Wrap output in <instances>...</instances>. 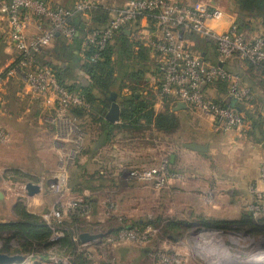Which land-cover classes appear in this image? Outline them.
<instances>
[{"label":"built area","instance_id":"built-area-1","mask_svg":"<svg viewBox=\"0 0 264 264\" xmlns=\"http://www.w3.org/2000/svg\"><path fill=\"white\" fill-rule=\"evenodd\" d=\"M100 1L79 0L71 10H67L52 7L44 0H0V12L9 25V45L18 52V58H21L18 66L4 69L0 73V78L19 77L34 96L54 100V113L48 123L55 128L56 138L73 145L68 156V166L81 153L85 141V133L80 129L77 119L70 115V110L74 107L88 108V106L80 97L62 86L52 69L38 62L36 57L50 46L57 35L72 42L77 37V30L71 24V19L96 7ZM149 17L154 21V24L149 26L160 34L156 38H147L134 32L136 29L134 26L139 19L144 18L141 21H146ZM36 19L45 20L49 28L42 34L30 36L28 30ZM223 20V11L210 2L187 4L173 0H128L125 5L116 9L113 19L106 28L87 36L84 45H92L97 49L91 60L98 61L101 60L100 52L105 50L108 42L116 34L129 31L132 39L144 41L162 60L163 70L159 91L161 99L176 98L193 107L201 115L212 118L223 133L246 135L251 129V123L245 114L235 108L226 107L214 99L205 98L204 90L211 84L226 81L228 98L235 103L250 106L254 98L250 87L244 85L237 74L219 65L207 66L199 54L187 51L184 46L183 39L186 34L194 33L215 44L219 64L233 58H239L253 65L264 64V37L246 40L234 23L220 31L218 26ZM10 141L9 133L0 128V147ZM167 163L162 162L158 168L133 170L129 172V178L139 182H152L158 190L168 189L170 182L176 179L177 175L170 171ZM260 177L263 190H251L256 200L248 207L255 221L264 217V161L260 166ZM41 186L42 190L45 188L50 194L59 198L64 197L69 192L67 170L61 177L46 186L44 184ZM90 210L91 207L85 204L83 199L64 200L58 203L51 215L43 218L53 232L52 241L55 242L63 237L57 229L67 218H84ZM148 230L140 232L135 228L127 227L115 235L99 238L95 242L98 243L99 252L103 251V248L119 243L145 242L149 237ZM87 257L93 258L89 253ZM172 261L174 263L172 257L166 259L168 264H173ZM105 262L114 264L113 259Z\"/></svg>","mask_w":264,"mask_h":264},{"label":"crops","instance_id":"crops-1","mask_svg":"<svg viewBox=\"0 0 264 264\" xmlns=\"http://www.w3.org/2000/svg\"><path fill=\"white\" fill-rule=\"evenodd\" d=\"M44 1L52 7L71 10L79 0ZM211 4L214 7L221 9L218 5L214 3ZM98 5L102 6L103 9L109 13V21L106 24L107 26L113 19L116 9L124 4L121 3L120 0H101ZM235 9L233 0H231V7L229 9H221L224 13V20L220 23L218 29L223 31L230 24L234 23L238 26L239 33L244 39L253 40L256 37H259L253 35L250 36L251 33L249 32H261V21L249 17L245 19V22L239 25L238 15ZM82 19L85 26L88 27L91 25V17L89 13H82ZM48 28L49 24L45 20L36 19L28 30V35L35 36L37 34H42L46 32ZM83 28L85 27L83 26ZM134 32L137 35L147 38H156L160 35L155 28L149 26L147 21L139 22V25ZM8 34V21L0 12V58H2L0 59V73L9 67L18 57L15 49L9 45ZM126 34L131 37L130 33ZM247 35L253 38H248ZM63 40L62 36L57 35L56 39L52 41L50 46L44 49L43 52L46 60L55 62L53 58L55 52L54 49L57 44L63 42ZM183 41L184 45L191 50L190 52L199 54L203 58L207 66L219 65L227 71L237 74L244 83L240 74L232 70L234 61L239 58H233L219 64L217 49L212 41L206 39L207 43L201 44L198 51L194 50L195 48L193 49L194 44L191 45L192 41L191 39H188V36H185ZM66 42L70 45L72 43L69 41ZM155 54L156 53L152 52L150 59L157 67L151 68V72L158 69L162 75L163 63L158 54L156 55L159 58V62L154 61L153 55ZM78 56L84 58L82 51ZM257 72L258 71L255 70L248 74L250 79L249 82L254 90V98L253 104L250 106L245 105V108L247 111L253 113L257 112L263 116L264 78H259L260 74H257ZM79 75L82 77L83 83L88 82L82 73H79ZM150 77L154 78L155 84H159L158 79L150 73L147 74L148 83H150ZM8 79L2 80V78H0V128L6 130L12 139V137H23L27 132H32V130L28 128L30 127L27 124L29 121H34V123L36 121L41 125L42 121L46 119L48 123V120L54 113L55 102L53 99H43L34 96L27 85L19 77L10 81H7ZM246 79H248L247 76ZM244 85L246 84L244 83ZM228 91V86L226 92H223L216 85H211L204 90V97L214 100H229ZM157 97L158 100L155 104L156 112H159L166 102L170 100V106L172 107V111L178 121V128L174 133L162 134L171 139L170 145L172 146L173 151L168 155V167L172 173L177 175V178L170 182L168 189L170 190V188H173L179 191L177 203L178 214L182 215L180 211H185L183 214L187 218L184 220L168 219L167 221L170 223H180L182 225L181 233H183V229L184 231H189L193 228H204L209 222L236 223L244 221V219L251 215L248 210L249 205L256 200L255 195L251 190H263V182L260 177V166L264 161V145L256 142L254 138H251L248 135L223 133L217 128L215 121L212 118L201 115L193 107L180 102L176 98L161 99L159 93ZM187 114H191L192 116H183ZM43 116L48 117L45 118ZM183 118H186L188 121V127L185 130L182 128ZM116 124H119V122ZM151 130L156 133L158 132L155 128H152ZM95 141L96 136H92V134L89 135L85 154H83V159L81 161L88 170H90L91 165L99 156L104 152L115 148L112 143L96 153L94 150L95 146L93 145V142ZM190 144L205 146L208 150L206 153L192 151L186 147ZM7 156L8 155L0 152V165L3 167L7 166L9 163L6 160V158H8ZM114 168L115 170H120L119 175L113 176V179L106 178V180L108 183H117L119 188H121L126 185L125 183H127L126 179L128 176H125L126 173L124 172L125 169L123 168V164H117ZM59 177H61V174H58V172L46 169L38 175L37 184H47L49 181L51 182ZM5 184L6 181H0V202L2 201V204L9 205V201H12L11 214L14 216V206L18 201H21L24 204L29 213L42 216L43 218L46 215H51L58 203L64 202V200L67 201L64 197L60 199L53 194L50 195L47 189H45V191L43 189L41 194L34 197H28L26 194L22 195L19 189L14 190L15 194L13 193L12 195L10 194V187H8V191L5 192V188L3 187ZM105 187L98 189V191H106ZM95 193H97V190L92 192L85 190L83 193V196L92 202L90 213L83 219L90 221L89 227L94 230L93 232H99L95 235H101L102 237L108 236L109 232L113 230V225L116 226L117 224L115 223L120 219L125 220V223L128 225L142 223L141 221L131 223L127 218L124 216H118L115 212L109 213L106 210L105 213L99 212L98 208H102V204ZM68 194L73 196V198L77 196L72 191H69ZM78 197L81 196L78 195ZM170 205L171 199L167 196L166 206L170 207ZM3 215L0 222H5L6 220L5 217L3 218ZM261 220L264 224V217L261 218ZM81 235L83 234L81 233L77 239L81 244V252L86 255L87 253L92 254V257L100 253L97 242L91 241L88 243H82L80 241ZM123 244H125V246L120 248L119 246ZM111 247L112 250L114 247H117L120 264H127L124 260L129 255L130 245L120 243L111 245ZM145 254H147V250ZM90 264H106V262L105 260L94 261L92 258Z\"/></svg>","mask_w":264,"mask_h":264},{"label":"trees","instance_id":"trees-1","mask_svg":"<svg viewBox=\"0 0 264 264\" xmlns=\"http://www.w3.org/2000/svg\"><path fill=\"white\" fill-rule=\"evenodd\" d=\"M233 2L238 15L239 25L245 22L246 18L250 17L260 20L261 29L264 30V0H233ZM84 13H89L91 25L85 26L82 13L75 15L71 19V24L77 30V37L71 45L62 37L64 39L63 42H59L54 49L53 58L55 62L46 60L44 52L36 58L38 62L52 69L62 86L67 88L72 94L80 97L87 104L88 108H72L70 115L77 119L80 129L84 133L85 130L81 124L82 119L86 117L92 118L94 124L99 125L98 132L95 135L96 141L93 142L96 153L100 149L111 145L119 133H124L125 137H128L129 135H133L134 132H147L151 131L152 128L165 134L174 133L178 128V121L170 106V100L166 102L159 112H156L155 104L157 100L156 96L154 97L153 95L155 93L154 91H151L153 94L147 91L149 87L147 81L148 73L158 79L159 84H155L157 95L160 91V80L162 78L158 69L151 72V68L157 67L150 59V55L153 52L151 48L144 41H135L124 31H121L108 42L105 50L100 52L101 60L92 61L91 58L97 52V49L92 45L85 46V39L92 32L101 31L108 26L106 24L109 21V13L100 5ZM141 20H144V18H140L135 24L134 27L136 29ZM146 21L151 26L154 24L153 19L150 17L146 18ZM186 36L190 37L192 41L196 40V44L193 46L194 50L198 51L201 44L207 43L205 38L197 34L188 33ZM193 36H197V39H194ZM184 46L186 50L188 49L187 51H191L186 45ZM81 51L84 58L78 56ZM20 59L17 57L9 67L18 66ZM249 65L258 71L257 74H260L259 78H264V64L253 65L249 63ZM79 73H82L86 77L87 83H83ZM68 80L73 81V84L67 85L66 82ZM211 85H216L220 90L226 92L228 83L226 81H219ZM250 89L254 93L253 88L251 87ZM113 94L116 95V102L121 108L119 124L115 125L106 121V114L110 104L106 100ZM215 101L244 113L251 123V129L246 135L254 138L258 143H264V115L247 111L245 104H238L230 99H217ZM252 104L253 101L251 102ZM93 116L96 117L93 118ZM88 171L81 161H77L74 168L70 171L68 180L69 191L83 196L85 190L92 192L107 185L108 181L99 172L90 175ZM22 176L26 178L30 177L23 174ZM82 199L85 204L91 207L92 202L88 198L83 196ZM14 214L18 220L0 222V241L3 243L0 254L8 256H34L43 251L56 248L59 252H69L72 264H90L87 255L80 251L81 244L77 241L78 236L83 233L77 227V224L82 223L83 218H67L57 229L58 232L63 234V237L53 242V232L42 216L29 213L21 201L15 204ZM115 224L119 225H113V230L109 232V235H115L127 227H136L140 232H144L152 222L145 225H141L143 223L128 225L125 223V220L120 219ZM167 227L169 231H174L181 237L182 225L180 223L168 222ZM204 228L226 233L245 231L254 236L264 235L262 220L255 221L251 215L242 222H209ZM12 240L19 241V249H14L10 245Z\"/></svg>","mask_w":264,"mask_h":264},{"label":"rangeland","instance_id":"rangeland-1","mask_svg":"<svg viewBox=\"0 0 264 264\" xmlns=\"http://www.w3.org/2000/svg\"><path fill=\"white\" fill-rule=\"evenodd\" d=\"M120 1L125 4L128 0ZM182 1L187 4L197 2L208 3L210 1V3H214L225 10L231 7V0ZM249 33H251L250 36H262L264 35V30L261 29V32L251 31ZM247 36L248 38H253L249 35ZM193 37L197 39V36ZM188 39L190 40L191 38L189 37ZM193 44H196V40L192 41L191 45ZM15 52L18 56V52L16 50ZM153 58L155 62H159L156 54L153 55ZM232 70L240 74L246 85L252 86L249 82L248 74L255 69L251 68L248 62L236 59ZM246 76L248 79H246ZM15 78H9L7 81ZM150 78L147 91L152 94L153 92L151 91H154L155 94L153 95L158 100L154 78ZM2 80L6 79L2 77ZM66 84L72 85L73 81L68 80ZM183 116L192 115L187 114ZM43 117L46 118L48 116ZM183 119L182 128L185 130L188 127V121L186 118ZM81 122L86 133V141H84L83 151L70 166H68L67 161L73 145L63 142L61 138H56L55 128L47 123L46 119L42 121L41 125L36 121L35 123L34 121H29L27 124L30 126L28 128L32 130L31 133L27 132L23 137H12L8 144L1 146L0 152L8 155L6 160L9 162L5 167L0 165V181H6V184L3 186L5 192L10 187V194H15L14 190L19 189L22 195H25L24 186L27 183L37 184L38 175L46 169L58 172L61 175L67 170L69 180L70 171L74 168L77 161H82L83 159L89 135L95 136L99 128L98 124H94L92 118L86 117ZM170 141V137L168 138L162 133H156L152 130L134 132L133 135H129L128 137H125L124 133H119L113 142L115 148L99 156L88 171L90 175L99 172L105 178L113 179V176L119 175L120 171L115 170L114 167L117 164H123L125 176H128L126 185L119 188L117 183L109 182L105 187L106 191L97 190L95 194L102 204V208H98V211L102 213H105V210L109 213L115 212L118 216L127 218L131 223L141 221L143 223L141 225H145L152 222L147 227L149 229L147 241L140 243L126 242V244L130 245V252L124 260L125 263L168 264L166 259L168 260V258L172 257L174 258L173 264H264L258 260V258L264 256V235L254 236L245 231L226 233L198 227L189 231H184L183 229V233H180L181 237H179V234L168 230V219H187L183 214L185 211H180L182 215L178 214L179 191L173 188H170V190H158L152 182H139L130 179L129 172L136 169L147 170L158 168L162 162L165 161L167 163L168 155L173 151ZM22 174L30 177H23ZM49 183L50 181L44 184V186ZM167 196L171 199L170 207L166 206ZM64 198L69 201L82 199L83 196L78 197L77 195L73 198V196L66 193ZM2 203L1 201L0 219L4 214L3 218L5 217V222L16 221L17 217L11 214L12 201H9V205ZM89 224V220L83 219L82 223L77 224V227L83 231L82 234H98L99 232H93L94 230L90 229ZM134 228L139 230L136 227ZM2 245L3 243L0 241V249ZM10 245L14 249H19L20 247V243L17 240H12ZM122 246H125V244L119 247L122 248ZM102 250L93 257L94 261L113 259L114 264H120L117 247H114L112 250V247L109 246ZM146 250L147 254H145ZM23 258L22 262L10 264H31L32 262H36L35 264H54L59 260L63 261L64 264H72L69 252H59L56 248L43 251L34 256H23Z\"/></svg>","mask_w":264,"mask_h":264},{"label":"water","instance_id":"water-1","mask_svg":"<svg viewBox=\"0 0 264 264\" xmlns=\"http://www.w3.org/2000/svg\"><path fill=\"white\" fill-rule=\"evenodd\" d=\"M125 33H129V31H126ZM116 95H112L108 98L107 102H110L109 110L106 114V121L111 124H116L120 120V113L121 108L120 105L116 102ZM189 150L196 151L199 153H206L208 148L205 146H199L196 144H190L186 146ZM25 192L28 197H34L36 195L41 194L42 192V186L39 184L34 183H27L25 185ZM99 238H102L101 235H89V234H83L80 236V241L82 243H88L91 241H95ZM23 256L21 255H15V256H8L4 254H0V264H10V263H18L23 261ZM36 262H32L31 264H35ZM54 264H64L63 261L59 260L55 262Z\"/></svg>","mask_w":264,"mask_h":264},{"label":"bare ground","instance_id":"bare-ground-1","mask_svg":"<svg viewBox=\"0 0 264 264\" xmlns=\"http://www.w3.org/2000/svg\"><path fill=\"white\" fill-rule=\"evenodd\" d=\"M255 259H256V258H255ZM255 259H253V260H255ZM258 260L264 263V256H263V257H260V258H258ZM255 261H256V260H255ZM256 262H257V261H256ZM257 264H258V263H257ZM261 264H262V263H261Z\"/></svg>","mask_w":264,"mask_h":264}]
</instances>
